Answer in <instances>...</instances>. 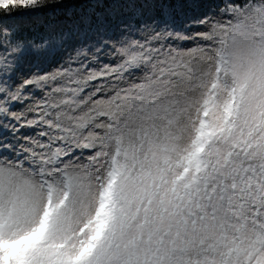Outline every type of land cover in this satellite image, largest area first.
Here are the masks:
<instances>
[{"label":"snow or ice","instance_id":"obj_1","mask_svg":"<svg viewBox=\"0 0 264 264\" xmlns=\"http://www.w3.org/2000/svg\"><path fill=\"white\" fill-rule=\"evenodd\" d=\"M189 6L0 0V264H264V0Z\"/></svg>","mask_w":264,"mask_h":264},{"label":"rangeland","instance_id":"obj_2","mask_svg":"<svg viewBox=\"0 0 264 264\" xmlns=\"http://www.w3.org/2000/svg\"><path fill=\"white\" fill-rule=\"evenodd\" d=\"M215 0H191V6L185 9L192 15H203L210 12L214 8ZM80 7L68 3L62 8H46L33 14L15 15L9 23L17 26L21 30L22 35L39 38L46 34L52 27H63L71 24L74 19V13L78 12ZM72 17V19H69Z\"/></svg>","mask_w":264,"mask_h":264}]
</instances>
